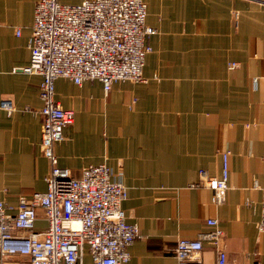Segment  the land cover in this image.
Segmentation results:
<instances>
[{
	"label": "crops",
	"instance_id": "crops-1",
	"mask_svg": "<svg viewBox=\"0 0 264 264\" xmlns=\"http://www.w3.org/2000/svg\"><path fill=\"white\" fill-rule=\"evenodd\" d=\"M36 1L0 0V99L16 108L11 116L0 111V199L13 207L46 190L51 167L40 148L41 77L21 71ZM144 1L146 24L156 30L145 38L152 48L145 81L115 82L105 93L98 80H55V99L74 111L54 144L58 165L78 178L106 163L127 187L122 209L140 237L125 264H177V240L212 231L209 218L223 241H203L202 264L216 263L217 248L234 264H264L261 193L253 187L264 156V0ZM224 152L229 188L216 206L209 189L192 184L200 169L220 176ZM84 264H92L87 252Z\"/></svg>",
	"mask_w": 264,
	"mask_h": 264
},
{
	"label": "built area",
	"instance_id": "built-area-1",
	"mask_svg": "<svg viewBox=\"0 0 264 264\" xmlns=\"http://www.w3.org/2000/svg\"><path fill=\"white\" fill-rule=\"evenodd\" d=\"M146 17L144 0L36 1L27 41L29 64L21 71L41 77L40 148L51 167L45 191L20 196L15 207L0 199V264H84L86 252L92 264L128 262L129 246L140 234L122 209L127 187L106 163L84 167L78 178L58 165L54 144L64 139V128L73 122L74 111L63 109L55 99L54 82L64 78L80 85L98 80L107 93L115 82L145 81V57L152 51L145 38L156 33L146 24ZM228 66L233 69L237 63ZM256 86L257 78H253L252 88ZM15 109L10 97L0 99V111L7 116ZM228 156L229 152L222 153L220 176L200 169L198 182L192 184L209 189L216 206L225 201L229 188ZM262 164V180H253V187L261 193L259 233H264V156ZM206 222L214 226L212 231L177 240V264H202L203 241L215 247L223 241V231L215 227L217 220ZM215 264L234 262L225 249L217 248Z\"/></svg>",
	"mask_w": 264,
	"mask_h": 264
}]
</instances>
